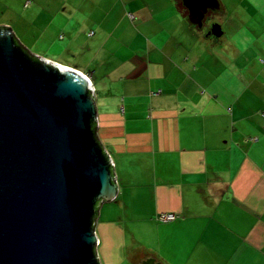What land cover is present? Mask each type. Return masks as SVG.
<instances>
[{
    "label": "crops",
    "instance_id": "crops-1",
    "mask_svg": "<svg viewBox=\"0 0 264 264\" xmlns=\"http://www.w3.org/2000/svg\"><path fill=\"white\" fill-rule=\"evenodd\" d=\"M119 1L120 15L110 18L118 6L111 2L97 25L108 29L125 24L119 34L85 31L83 43L77 40L83 33L78 27L69 31L65 27L60 35L72 41V52L86 54L87 60L71 64L46 58L92 80L99 113L97 135L114 161L119 195L127 190L134 195L151 193L149 200L147 194L141 198L137 212L141 220L155 222L157 236L152 251L141 256L165 264H260L264 261V98L246 94L264 81L254 78L255 70L251 80L232 82L236 90L222 81L219 92H210L214 77L206 78L207 87L195 82L193 63H187L193 55L191 45H197L194 61L199 63L211 43L206 35L204 41L197 38L196 24L179 1ZM219 2L218 12L223 8ZM71 8L66 4L63 10ZM111 39L112 46L122 44L124 53L108 48ZM249 105L259 113L257 117ZM229 110L232 121L226 124L223 117ZM214 126L222 130L228 126L230 139L223 142L222 150L214 142ZM131 174L138 176V186L127 184ZM122 205L129 209L126 201ZM161 213H174L177 218L162 221L157 217ZM126 229L116 219L96 224L99 242L104 239L110 247Z\"/></svg>",
    "mask_w": 264,
    "mask_h": 264
},
{
    "label": "water",
    "instance_id": "water-1",
    "mask_svg": "<svg viewBox=\"0 0 264 264\" xmlns=\"http://www.w3.org/2000/svg\"><path fill=\"white\" fill-rule=\"evenodd\" d=\"M182 1L199 27L220 8ZM223 33L217 23L209 32ZM98 119L88 75L32 53L0 26V264H102L100 204L116 201L120 185Z\"/></svg>",
    "mask_w": 264,
    "mask_h": 264
},
{
    "label": "rangeland",
    "instance_id": "rangeland-1",
    "mask_svg": "<svg viewBox=\"0 0 264 264\" xmlns=\"http://www.w3.org/2000/svg\"><path fill=\"white\" fill-rule=\"evenodd\" d=\"M111 2L118 4L115 14L113 12L110 16V18H116L123 8V3L119 0H0V26H12L23 44L32 53L73 64L87 60V55H77L72 52L73 46L69 44L72 41H68L67 38L63 40L60 37L64 28H68L66 31L72 30L73 27L83 30V33L77 35V40L82 43L87 38L86 32L90 30L96 31L97 35L107 34L110 30L119 34L125 24L120 27L114 24L108 29H100L97 26L100 23L99 18L108 11ZM63 3L71 5L72 8L64 11ZM222 4L223 8L219 12L212 10L208 13V19L202 27H196L194 24V32L198 31L196 32L197 38L204 41V36H209L211 28L217 23L222 26L223 35L221 37L214 35L217 39L209 37L211 49L199 63L194 61L197 53L194 47L197 45H191L193 55L187 63V65L193 63L191 67L194 70L191 78L195 82H202L207 87L206 78L210 80L214 77L212 88L208 86L210 92H219L222 81H228L230 90H236L238 86L234 84V89L232 82L251 80L255 70H257V75L254 78H257V81H264V0H222ZM130 14L128 13L129 16ZM114 27L115 30H112ZM192 41L198 42L196 36L192 38ZM113 42H115L114 39H111L110 44H107L108 48L115 47L119 55L124 53L122 44L112 46ZM209 44H206V47H209ZM213 45L215 46L212 47ZM226 50L230 51L226 52ZM232 51L235 53L240 51L241 54L233 56ZM218 74L222 76L219 78ZM193 89L195 90L196 86ZM254 90H249L246 96H256L262 101L264 84ZM228 105L231 106V104ZM247 107L257 117L259 113L252 110L253 106ZM247 107L245 111H250ZM230 111L227 116L223 117L226 124L232 121ZM250 124L251 122L247 121V125ZM214 127L212 128L214 142L222 150L224 146L226 147L223 142L230 139L228 126H224L223 130L218 129L217 126ZM216 131L218 136H215ZM129 170L136 171L137 169L130 168ZM126 175H129V171ZM137 179V175L131 174V178L128 176L126 181L128 185L138 186L139 180ZM146 194L149 200L151 193ZM146 194L138 192L134 195L131 190L122 191L116 201L100 204L99 223L116 219L117 222L123 225L125 223L128 227L123 237L115 238L112 247L106 240H100L98 255L102 264H135L142 253L152 251L157 236L154 230L156 224L153 221L141 220L142 215L137 212V206ZM123 200L127 202L129 209L122 205ZM260 264H264V261Z\"/></svg>",
    "mask_w": 264,
    "mask_h": 264
},
{
    "label": "built area",
    "instance_id": "built-area-1",
    "mask_svg": "<svg viewBox=\"0 0 264 264\" xmlns=\"http://www.w3.org/2000/svg\"><path fill=\"white\" fill-rule=\"evenodd\" d=\"M130 17L132 19H135V16L133 14H130ZM158 218L162 221H171L175 220L177 216L174 213H161Z\"/></svg>",
    "mask_w": 264,
    "mask_h": 264
},
{
    "label": "trees",
    "instance_id": "trees-1",
    "mask_svg": "<svg viewBox=\"0 0 264 264\" xmlns=\"http://www.w3.org/2000/svg\"><path fill=\"white\" fill-rule=\"evenodd\" d=\"M179 2H180V4H181V6H182V8L185 10V13L188 15V10H187V8L184 6V4H183V1L182 0H178ZM210 11H212V10H210ZM209 11V12H210ZM208 12V13H209ZM208 19V14H207V16H206V18H205V20H204V24H205V21ZM208 36V35H207ZM209 37H213V38H216L213 34H209V36H208V38ZM217 39V38H216ZM94 130L96 131V133H97V129H98V125L97 124H95L94 126Z\"/></svg>",
    "mask_w": 264,
    "mask_h": 264
},
{
    "label": "flooded vegetation",
    "instance_id": "flooded-vegetation-1",
    "mask_svg": "<svg viewBox=\"0 0 264 264\" xmlns=\"http://www.w3.org/2000/svg\"><path fill=\"white\" fill-rule=\"evenodd\" d=\"M212 29V28H211ZM152 256H139V259L136 261L135 264H141L142 262H144L145 260H147L148 258H151Z\"/></svg>",
    "mask_w": 264,
    "mask_h": 264
}]
</instances>
